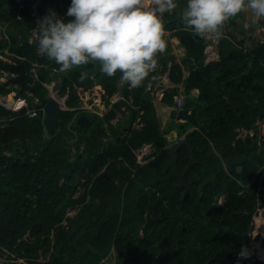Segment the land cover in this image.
I'll list each match as a JSON object with an SVG mask.
<instances>
[{
	"label": "trees",
	"instance_id": "16d2710c",
	"mask_svg": "<svg viewBox=\"0 0 264 264\" xmlns=\"http://www.w3.org/2000/svg\"><path fill=\"white\" fill-rule=\"evenodd\" d=\"M176 3L177 9L163 17L165 30L178 38L194 35L182 19L187 0ZM54 4L55 0L47 3L65 21L72 19ZM16 13L14 0H0V50L11 46L14 61L22 63L28 73L26 88L17 85V94L34 107L29 95L42 102L49 97V84L52 94L65 100L66 106L52 134H47L42 116L32 118L0 106V254L7 256L10 262L6 264H20L19 260L22 264H107L114 250L120 264H207L224 255H230L225 264L237 260L264 264V169L242 196L241 184L224 166L231 153L246 155L241 176L245 184L264 166V149L258 155L257 144L252 147L257 136L238 138L239 129L251 130L264 118V42L248 49V36L236 41L232 32H226L221 39L222 59L206 65L209 41L198 36L184 39L185 64L191 70L187 78L175 56L158 57L162 74L170 70L171 82L183 83L187 96L179 114L185 121L178 131L194 147L195 161L183 147L178 152L179 167L197 185L212 179L213 190L184 200L171 191L179 180L174 169L168 168L170 156L164 148L169 141L161 133L153 103L174 106L175 96L180 95L178 86L160 87L151 96L148 87L153 71L142 86L127 84L124 101L113 103L120 89L119 71L109 77L99 63L60 71L54 61L37 54L29 15L15 21ZM47 14L48 9L43 8L42 17ZM244 15L229 24L245 30L247 18L238 22ZM9 22L10 42L1 33L3 24ZM259 25L264 28V21ZM165 58L172 62L170 68ZM0 68L10 70L2 60ZM35 68L37 77L31 74ZM256 83L260 89L253 88ZM194 89L200 91L198 97L191 96ZM11 90L13 87L0 84V94ZM103 105L109 110L101 116L97 112ZM123 106L132 112L129 121L140 118V129L121 130L110 123ZM80 116L88 117V122L76 128ZM191 129L195 130L186 135ZM72 141L76 160L71 159ZM151 143L158 155L139 167L135 151ZM85 172V190L76 197L78 173ZM221 187L230 190H218ZM225 191L229 196L224 212H213L209 207ZM70 208L77 213L62 224ZM243 246L251 256L238 259ZM211 264L223 263L215 260Z\"/></svg>",
	"mask_w": 264,
	"mask_h": 264
},
{
	"label": "clouds",
	"instance_id": "9594fccd",
	"mask_svg": "<svg viewBox=\"0 0 264 264\" xmlns=\"http://www.w3.org/2000/svg\"><path fill=\"white\" fill-rule=\"evenodd\" d=\"M177 7L176 0H71L67 16L72 19L65 21L53 9L37 19L32 30L36 51L62 72L99 63L107 76L119 71L121 83L137 88L166 52L163 17ZM241 13H251L259 24L264 21V0H187L182 19L195 36L219 39L226 23ZM252 26L245 29L249 32ZM250 256L243 246L238 259Z\"/></svg>",
	"mask_w": 264,
	"mask_h": 264
},
{
	"label": "rangeland",
	"instance_id": "374dc122",
	"mask_svg": "<svg viewBox=\"0 0 264 264\" xmlns=\"http://www.w3.org/2000/svg\"><path fill=\"white\" fill-rule=\"evenodd\" d=\"M250 13H246V15H249ZM245 15L244 16H241V18L238 20V22H243V20L245 19ZM248 19V18H247ZM248 23H249V26H250V24H256V23H254L253 22V18H252V16L250 15V19H248ZM244 25V28L243 29H245V26H247L245 23L243 24ZM232 27H234V26H232V25H230L229 24V21L226 23V27H224L223 29H224V31H226L227 33H229V32H234L235 30H234V28L232 29ZM238 28V29H237ZM236 28V30H239V31H241L245 36H248L250 39H249V41H246L247 43V45H248V49H254V48H256V47H258V46H260L263 42H264V28H262L259 24L256 26V28H255V30H253L252 31V29L251 30H249V32L245 29V30H241L239 27H237ZM166 33H168V35L167 36H171V38L172 37H174L175 35L173 34V32H170V31H166L165 30V33H164V36H166ZM225 33V32H224ZM251 34V35H250ZM163 38H165V37H163ZM238 38L240 39V40H237V39H235L236 41H241V40H243L244 38H243V36H240V35H238ZM175 42V41H174ZM176 42H178L179 43V38H177L176 39ZM245 44V45H246ZM174 44H170V50H171V52H170V54H172V52H173V49H172V46H173ZM168 47V46H167ZM165 54V53H164ZM163 54V55H164ZM184 54V53H183ZM167 55H169V54H167ZM176 55H177V57H178V59L180 60V59H182V57H183V55H182V53H179V52H177L176 53ZM165 56V55H164ZM167 57V56H166ZM166 60H167V62L169 63V60H168V58H165ZM159 65H157V67H158ZM169 67V66H168ZM155 71V70H154ZM168 71V70H167ZM33 76H37V68H36V70H35V72H33ZM186 76H188V74H186ZM165 77V76H164ZM185 77V76H184ZM59 79H61V78H59ZM58 79V80H59ZM164 78L163 77H161V79H158V81H157V79H156V77H154V80H152V85H154L153 87L150 85L149 87H148V90H150L151 91V96H154L155 95V93H156V88H157V86H159V85H161L160 87H163V86H165V87H168V88H174V87H176V86H178V85H175V84H173L172 82H171V80H170V84L169 85H166L165 84V82L164 81H162ZM170 79V78H169ZM57 80V81H58ZM171 83H172V85H171ZM121 85H127V83H120L119 84V86H121ZM180 85V84H179ZM131 87V86H130ZM159 87V88H160ZM47 88H48V90H50V88H51V85L49 86V84L47 85ZM178 88H179V86H178ZM13 89L15 90V91H17L18 89H19V86H17V85H14V87H13ZM49 91H48V95H49ZM181 93V92H180ZM186 98H187V96H186V93L184 92V94H183ZM116 96H117V94H116ZM113 97V99H112V102L113 103H116V102H123L124 101V96H122V97ZM177 96H179V95H177ZM29 98H31L33 101H35V102H39V99H37V98H33L31 95H29ZM131 103V102H130ZM153 103H154V106H155V109H156V111L157 110H160V111H162L163 110V108L164 107H166L164 104H160V103H157L156 101H153ZM156 104V105H155ZM185 104H186V99H185V103H184V106H185ZM86 108H88L87 106H86ZM128 109V107L127 106H123L122 107V111L121 112H118L117 113V116L113 119V120H111V124L114 126V127H117V128H119V129H121V130H124V129H127L128 128V126H129V123H130V121H129V119H130V117L132 116V112H131V110H127ZM109 110V108L107 107V106H102V108L99 110V112H97L98 114H100L101 116H103V115H105V113L107 112ZM174 110H177L176 108H174ZM124 112V113H123ZM158 112V111H157ZM175 112V111H174ZM177 113H180L179 111H177ZM159 114V113H158ZM159 118H160V120H161V115H159ZM214 118H215V116H214ZM138 120V119H137ZM135 121L134 122V124H133V126L132 127H136V126H138L139 128L141 127L140 126V121ZM172 120H168V122L167 123H165V124H167V125H163L164 123H162L163 121H161V124L165 127V133H167V132H169V133H167L166 135H165V137L166 138H168V141H169V144L164 148V150H168V147L171 145V144H173L174 142H176V141H179L181 138H183V137H186L185 135H183L182 137H180V135H179V131H178V129L180 128V126H179V123H177L175 126H173V122H171ZM179 121V120H178ZM183 121H185V120H183ZM165 122V121H164ZM171 122V123H170ZM180 122H182L181 120H180ZM106 127H108V123L105 125ZM170 126H173V129L174 130H172V131H169V130H171L170 129ZM178 128V129H177ZM193 130H195V129H191V130H189L188 132H186V135L187 134H189L190 132H192ZM177 131V132H176ZM173 132H175V133H173ZM238 132H239V135H238V138H242V139H245V137H246V130H244V129H239L238 130ZM174 134V135H173ZM169 136H171V137H169ZM107 139H105V141H106ZM71 144H72V146H71V150H72V156H71V159L72 160H76L77 159V156H76V154H75V152H76V148H75V145H74V141H72L71 142ZM255 144H257V154L258 155H260L261 153H262V150L264 149V146H263V143H261V142H257V140L255 141L254 140V142H253V144H252V147H255ZM152 148V147H151ZM150 147H148V148H143V154L142 155H140L139 157H138V161L139 162H141V163H145V164H147V163H149L150 161H151V159H154L156 156H157V153H154V154H152L151 152H152V149H151ZM183 148V147H182ZM186 149H187V147H186ZM188 150V149H187ZM188 154H190L189 153V151H188ZM5 156L6 157H8V156H10V154L9 153H6L5 154ZM193 156H194V153H193ZM189 158H191L190 157V155H189ZM85 160L83 159V161L82 162H84ZM195 161V160H194ZM178 166H179V164H178ZM168 167H169V165H168ZM264 169V166H261L260 168H259V171H262ZM87 171H88V169H87ZM86 171V172H87ZM174 171H175V169H174ZM86 172L84 173V175H81L80 173H78V176H79V180H80V185H78V188H77V193H76V197H78L80 194H82V192H83V190H85V187H84V183L86 182V177H85V175H86ZM171 176H172V173H171ZM175 176L177 177V174H176V172H175ZM208 181H212V179H210V180H208ZM180 186H181V184H180ZM179 186V187H180ZM223 187H221L220 188V190L222 189ZM224 188H226V187H224ZM223 190H225V189H223ZM222 195V194H221ZM77 212H76V209H74V208H70L68 211H67V214H66V216L67 217H70V216H74L75 214H76ZM63 224H67V221H64L63 222ZM145 227H146V224H144V225H142V227H141V229H140V232H141V236L144 234V229H145ZM54 235L52 234V237H53ZM43 258L41 257L40 259H39V261L40 262H43ZM7 262H10V261H8L7 260V256L6 255H2V254H0V264H6ZM22 262H23V260H19V263L20 264H22ZM120 261H119V259H118V252L116 251V250H114L113 252H111V254H110V257H109V261L107 262V264H120L119 263ZM235 264H242V262L241 261H239V260H237L236 262H235Z\"/></svg>",
	"mask_w": 264,
	"mask_h": 264
},
{
	"label": "built area",
	"instance_id": "2783aa9c",
	"mask_svg": "<svg viewBox=\"0 0 264 264\" xmlns=\"http://www.w3.org/2000/svg\"><path fill=\"white\" fill-rule=\"evenodd\" d=\"M64 0H55V4L52 5L54 7L59 6L61 9V12L64 14L65 17H67V11L68 8L70 7L71 0L69 3L64 4ZM16 6H17V13H16V18H14L15 21H22L25 19L26 13L29 15V17L32 19L33 23L31 24L30 27V32H31V41H34L36 38L32 34V30L37 27V19L42 18L41 11L43 8L52 9L53 7L47 5L49 3V0H14ZM10 22L3 24L1 33L5 39H7L10 42V36H9V30H10ZM246 28H248V24H246ZM11 46L0 50V60L6 62L7 64L13 63V64H19L18 62L14 61L13 57L15 56L11 50ZM37 67V66H36ZM36 68L32 70L31 74L32 76L34 75L33 72H35ZM38 72V71H37ZM16 73L12 71H4L3 68H0V84H6V82L14 77ZM38 76V74H37ZM36 76V77H37ZM35 77V76H33ZM20 86V85H19ZM9 87V86H8ZM186 97L182 94L179 96H175V108L177 111L182 112L184 108V103H185ZM35 106L30 107L29 106V101L22 96H19L16 91H12L6 95L0 94V106L7 109L11 110L13 112H24V114L35 118L38 116L44 115V109L41 105L40 102H35ZM247 136H257L255 141L263 143L264 146V118H260L254 125L253 129L251 130H246V137ZM245 137V138H246ZM143 149H139L135 151V154L137 158L143 154ZM1 173V169H0Z\"/></svg>",
	"mask_w": 264,
	"mask_h": 264
},
{
	"label": "water",
	"instance_id": "95a60500",
	"mask_svg": "<svg viewBox=\"0 0 264 264\" xmlns=\"http://www.w3.org/2000/svg\"><path fill=\"white\" fill-rule=\"evenodd\" d=\"M258 25V23L254 24L252 26V30ZM251 30V29H250ZM197 36L195 35H183L179 38V42L183 43L184 39H195ZM233 53H231L228 57H232ZM222 59V58H221ZM226 59V58H223ZM7 67L16 75L12 78H10L5 86H12V85H20L21 90H24L26 88V80L28 77V73L25 71V67L22 63L20 64H13L9 63L7 64ZM59 87V84H57ZM254 89H260L261 86L259 84L253 85ZM125 93V85H121L119 91L117 92L116 97H122ZM66 106L65 100L61 99L59 96H55L52 93L49 95V97L42 101V107L44 109V126L47 134H52L58 124L59 118L61 116V113L63 109ZM241 117H244V114H241ZM216 118V117H215ZM88 122V117L86 116H80L77 120L76 128L83 127ZM134 122V118H131L129 126L126 130H130L132 128ZM126 132V131H125ZM185 146L187 147L189 151V155L191 159H194L193 153H194V147L192 146L191 142L187 140L186 137L181 138L179 141L174 142L168 147V153L170 156V163L168 168L175 169V172L177 174V178L181 181V188L189 187L191 184H188L185 173L179 168L178 166V160L179 155L178 152L181 150V148ZM246 160V157L242 154H234L231 153L229 157L226 160V167L229 172H234L235 168L234 166L240 165L242 162ZM242 167L238 168V171H241ZM188 195L185 197V199L188 198ZM224 210V205L219 203L215 206V211L221 213ZM230 257V255H224L221 258H214L210 260L207 264H211L213 261L218 260L225 264L226 260Z\"/></svg>",
	"mask_w": 264,
	"mask_h": 264
},
{
	"label": "crops",
	"instance_id": "0c3cea01",
	"mask_svg": "<svg viewBox=\"0 0 264 264\" xmlns=\"http://www.w3.org/2000/svg\"><path fill=\"white\" fill-rule=\"evenodd\" d=\"M250 15H251V13L249 14V15H246V17H245V19L246 18H248V19H250ZM244 19V20H245ZM247 19V20H248ZM234 28V32H232L234 35H235V39H237V40H240L239 38H238V35H240V36H243V38H245L246 36L241 32V31H238V30H236V27H232V29ZM249 30H250V27H249ZM226 33V31H224V29H223V36H225V33ZM168 35V33H166V36H164L165 38V41H166V44H167V48H166V52H165V56L167 55V54H169V55H173V56H175L176 57V62L178 63V64H180L181 66H182V68H183V72H184V76H185V78H187L189 75H190V73H191V70H190V68L185 64V59H186V56H187V51H186V48H185V46L183 45V43H178V42H176V39H177V37H172L171 38V36H167ZM251 35V34H250ZM223 36L221 37V38H219V39H215V38H207V40L209 41V44H208V46H207V48H206V55H207V58H206V65H210V64H212V63H214V62H217V61H219L220 59H221V39L223 38ZM175 41V42H174ZM174 44L173 46H172V49H173V52H172V54H170V52H171V50H170V44ZM247 45V44H246ZM248 46V45H247ZM177 52H179V53H182V55H183V57H182V59H178V57H177V55H176V53ZM184 53V54H183ZM171 64H172V62L169 60V63H168V66H169V68H170V66H171ZM162 65H159L158 67H156V69H155V71H154V77H156V79H157V81H158V79H161V77H163L164 79L162 80V81H164L165 82V84L166 85H169L170 84V79H169V74H170V70H168V71H166L165 73H163L162 74ZM186 74H188V76H186ZM165 76V77H164ZM153 80H154V78H153ZM16 85H18V84H16ZM171 85H172V83H171ZM151 86L153 87L154 85H152L151 84ZM161 85H159V86H157V88H156V90L160 87ZM179 86V89H180V94H184V92H185V86H184V84L183 83H181L180 85H178ZM11 87H14V85H12ZM199 94H200V91L198 90V89H194L192 92H191V96H193V97H198L199 96ZM158 103V102H157ZM161 104V103H160ZM156 105V104H155ZM166 107H164L163 108V110L162 111H160V110H157L156 112H157V117H158V120H159V125H160V130H161V133L165 136L166 135V133L164 132L165 131V127L163 126V125H167V124H165V123H167L168 122V120H172L171 122H173V126H175L177 123H182V122H184L183 121V119H179V114L180 113H177L176 112V117H174L173 116V113H175L174 111V108H175V105L174 106H168V105H165ZM159 113V114H158ZM159 115H161V120H160V118H159ZM179 120V121H178ZM180 120L182 121V122H180ZM137 121H140V118H138V120ZM161 121H163L162 123H164L163 125L161 124ZM165 121V122H164ZM167 121V122H166ZM170 122V123H171ZM136 123V122H135ZM137 124V123H136ZM175 124V125H174ZM139 126V125H138ZM138 126H136V128H138V129H140L142 126H143V123H140V128L138 127ZM178 129V128H177ZM172 130H174L173 128H172ZM171 130V131H172ZM177 132V131H176ZM173 133H175V132H173ZM174 135V134H173ZM167 136V135H166ZM169 137H171V136H169ZM168 139V138H167ZM148 147H152L151 149H152V152L151 153H155L156 151H157V149L155 148V146H154V144L153 143H151V144H144L143 145V147L141 148V149H143V148H148ZM152 160V159H151ZM138 164L140 165L139 167H142L145 163H141V162H139L138 161Z\"/></svg>",
	"mask_w": 264,
	"mask_h": 264
},
{
	"label": "flooded vegetation",
	"instance_id": "af4514ba",
	"mask_svg": "<svg viewBox=\"0 0 264 264\" xmlns=\"http://www.w3.org/2000/svg\"><path fill=\"white\" fill-rule=\"evenodd\" d=\"M260 22H261V21H260ZM183 147H185V146H183ZM181 149H182V148H181ZM239 154H242V153H239ZM157 155H158V154H157ZM242 155H244V154H242ZM244 156L246 157V160H245L244 162H242L240 165L234 166V168H235L234 172H229V171L227 170V167H226V163H225L226 161L224 162V166H225V171H226V173H227L228 175H230V177H231L232 179L237 180L238 183L241 184V186H240V188H241L240 190H241V191L239 192V194L242 195V196H245V191H246V190H250V189H251V185L256 181L257 176H258V175L260 174V172H261V171H259V170H256V174H255V176L253 177V179L250 181V183H249V184H245V183H244V179H243L241 176L243 175V172H244V169H245L244 166H245V164H246V161H247L248 157H247L246 155H244ZM190 159H191V158H190ZM178 161H179V160H178ZM240 167H242V170H241V171H238V168H240ZM179 168H180V167H179ZM185 176H186V174H185ZM186 179H187L188 184H191V186H189V187H185V188H181V187H179L180 184H181V181L178 179V180H179V183H177V184L175 185L174 189L171 190L173 193L176 194V196H182L184 200H188V199H190V198H192V197H196V198H198V197H203L204 194H205V192H208L209 190H213V189L210 187V181H208L209 179L201 180V182H200L199 185L196 184L197 181H196L195 178H188V177L186 176ZM223 189H225V190H230L228 187H226V188H222L221 190H223ZM218 190H220V189H218ZM187 194H189V195H188V198L185 199V197L187 196ZM158 195H159V194H158ZM159 196H161V195H159ZM228 196H229V192H228V191L223 192L222 195L220 196V199H219L218 203H216V204H211V206H210L209 208H211V210H213V212H216V211H215V206H216L217 204L221 203V204L224 205V210H225ZM224 210H223L220 214H222V213L224 212ZM241 212H242V211H241ZM241 212H237V213H241ZM217 213H219V212H217ZM245 213H248V211L245 210ZM184 230H185V227H184ZM217 233H220V230H219ZM143 236H144V234L142 235V237H143ZM178 241H180V240H178Z\"/></svg>",
	"mask_w": 264,
	"mask_h": 264
}]
</instances>
